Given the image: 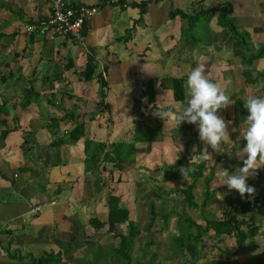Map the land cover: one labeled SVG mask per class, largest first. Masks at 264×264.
Masks as SVG:
<instances>
[{
	"label": "crops",
	"instance_id": "1",
	"mask_svg": "<svg viewBox=\"0 0 264 264\" xmlns=\"http://www.w3.org/2000/svg\"><path fill=\"white\" fill-rule=\"evenodd\" d=\"M50 1L0 0V62L7 64L1 70L20 77L7 84L0 82V104L7 101L8 112V115H0V121L5 122V125L0 124V134L5 129L11 130L0 143V264H29L44 258L46 253H52L56 262L84 264L85 260L93 262L92 252L78 254L88 245L97 244L100 254L104 247L112 249L116 246V237L115 243L108 237L103 241L94 240L95 236L109 233L105 228L95 231L88 225L82 226L79 222L83 213L74 204H80L83 198V208L95 214L93 216L101 215L100 219L104 220L106 213L102 202L107 193L99 185L107 180L108 172L99 173L98 163L84 161L83 142L129 143L134 138L133 119L142 121L138 132L143 134L142 141L134 144L135 161L121 163V170L113 176H120L122 182L131 181L135 187V183L148 187L139 191L137 200L143 201L142 194L148 193L153 186L159 189L180 185L173 182L174 175L167 172V167L180 154L192 155V161H195L193 156L205 147L212 153V158L208 159L215 169L212 187L221 188L212 202H206L201 210H189L197 214H154L153 219L149 214L150 238L147 242L153 243L147 245V258L155 254L154 264H176L182 251L178 250L174 255L171 240L178 235V215L195 221L212 220L221 217V211L229 203L243 199L238 190L221 185L224 181L218 172L226 168L231 173L242 166L245 155L242 147L246 141L241 131L247 127L248 115L244 100L264 95L263 79L256 75L258 72L264 74V54L251 63L256 82L246 84L240 57L246 52L239 48L225 19L233 22L236 31L249 43L264 49V0H148L143 20L137 24L133 22L140 16L139 9L128 4L141 0H123V7L104 0H67L75 6H99L98 12L87 23L81 44L58 35L31 37L23 32L25 25L48 17ZM174 9L189 15L198 13L193 31L185 35L187 20L179 16L168 17ZM87 55L95 58L97 72L104 66L107 68L105 80L108 86L102 104L99 103L100 85L95 80L85 83L78 76L85 69ZM201 63L207 77L226 89L235 101L220 110L229 122L230 136L223 145V153L214 151L200 140L196 124L182 122L179 125L175 119L176 111L187 106V75ZM69 66L72 67L67 70ZM151 79L154 100L141 103L138 106L142 109L137 110L133 101L141 100L142 84ZM171 79L184 80L182 101L173 100ZM28 80L39 97L22 109L20 102L23 90L28 88ZM48 83H53L52 87ZM154 106L156 108L150 114L149 110ZM67 113L85 123L84 136L77 141L69 135L75 124L66 118ZM14 118L18 121L16 124H13ZM47 124L56 126L53 129L55 135ZM55 137L62 140V145L50 147ZM178 150L181 151L177 153ZM258 169L264 171V165ZM208 171L207 168L204 175ZM137 175L140 176L138 180ZM154 177L156 180L153 181ZM94 180L98 182L96 185H93ZM248 183L254 185L256 191L245 197L263 202L248 216L259 228V233L236 249L230 264H253L264 258V187L263 191L260 189L264 186V172L260 176L256 170ZM58 187L60 192H57ZM166 188L164 193L156 189L158 192L150 200L156 198L164 203L163 209L169 212L174 210L172 204L178 199L177 194H181L179 201L183 195ZM94 189H98L96 196ZM201 190L202 180L194 191L199 204L202 203ZM122 203L120 206L126 207ZM32 206L40 208L32 212ZM166 215L169 217L164 223L162 218ZM223 239V243H216L219 248L232 245L231 238ZM209 242L206 240L202 244L198 261L191 264H229L224 257L208 256ZM192 259L187 255L181 264ZM110 262L118 264L112 257V250L111 255L100 256L93 263Z\"/></svg>",
	"mask_w": 264,
	"mask_h": 264
},
{
	"label": "trees",
	"instance_id": "2",
	"mask_svg": "<svg viewBox=\"0 0 264 264\" xmlns=\"http://www.w3.org/2000/svg\"><path fill=\"white\" fill-rule=\"evenodd\" d=\"M107 3H112L113 6L123 7L125 4L123 0L118 1H106ZM106 3V4H107ZM148 0H141L140 2H132L129 3L128 6L136 7L139 9V18L134 21V24L138 22H142L143 15L145 13L144 9L148 5ZM70 4V3H69ZM72 7H77V5L70 4ZM79 6V5H78ZM207 13V12H205ZM198 14V13H197ZM197 14H186L181 10H171L169 12L168 17L174 18L175 16H179L182 19H186L188 22V26L185 28V35L189 32L193 31L198 22ZM226 26L229 27L232 36L236 39L239 48L246 52V54L240 56L242 62V73L246 84H253L256 80H253L255 74L251 71V63L253 60L261 57L264 54V49L259 46H255L249 43L246 40V37L236 31L233 22L229 19H225ZM133 24V25H134ZM87 32V23H85L83 27L82 34L85 37ZM33 37V35H30ZM59 36V35H58ZM66 38H69L66 36ZM32 40V39H31ZM126 40V37L124 38ZM251 51H255L254 55H250ZM86 66L83 71L78 73L79 79L83 82L87 83L91 80H95L97 84L100 85L99 98L101 99L99 103H103V99L105 98V90L108 86L107 81L102 75V71L106 74L107 68L103 67V70L97 72V64L95 63V58L87 55L86 56ZM71 63V62H69ZM6 64V63H5ZM3 62H0V82L2 84H7L8 82H12L15 79L18 80L20 77L17 74H5L2 72V68L5 67ZM7 65V64H6ZM72 66H69L67 70H69ZM256 75L263 79L264 83V74L258 72ZM59 78V76H58ZM57 79V77H56ZM59 80V79H58ZM28 88L24 89V95L21 98L20 107L24 109L31 102L36 100L39 97V93L35 91L30 80L26 81ZM182 79H171L170 85L172 88V97L174 101H182L184 98V89H183ZM153 80H147L143 82L140 101H133L135 104L141 105V103H151L154 100V91H153ZM52 87V86H51ZM264 93V87H263ZM63 95V94H62ZM53 94L51 95L52 98ZM6 102L3 101L0 104V115H8L6 111ZM137 110H141L142 106L136 107ZM155 106L149 110V113L152 114L155 110ZM166 111V110H165ZM66 118H69L70 121L74 122L75 126L72 130L69 131V135L75 141L81 139L84 136V125L85 123L82 120H77L76 117L72 114H66ZM18 121L16 118L13 119V124H16ZM54 123V122H53ZM1 125H5V122L0 121ZM132 124L134 126V138L131 142H113L111 144L105 145L104 143H95L89 140H84V161L85 162H96L98 163V172H108V181L100 184L99 188L109 187V194L105 196L104 209L106 216L103 219L100 217L92 216L87 220V225L90 226L95 231L105 228L107 233L113 234L114 237L118 239V243L116 246L112 248V257L115 258V261L118 264H154L155 254H150L149 258L147 256H143L142 258H138L136 261L133 260L132 251L134 247V242L136 238L139 236V226L140 221L136 220L133 216L134 210L128 206L121 207L120 203L122 202V197L120 194L116 193L115 187L122 183L121 177H114L113 173L121 170V163L132 162L135 161V147L134 144L137 141H142L143 134L139 133L138 130L142 124V121L133 119ZM56 125V124H55ZM48 129L50 132L55 135V127L54 125H48ZM54 129V130H53ZM137 129V131H136ZM11 130L5 129L0 134V143L5 139L8 132ZM146 135V134H145ZM26 144V142H23ZM62 145V140L55 137L49 146L50 147H59ZM196 160V155H194ZM209 169L208 174L204 175L205 171ZM25 170V169H24ZM167 172L174 174L173 180L182 182L184 178L188 180V183H182L183 187L179 185L175 188H170L169 186L166 188L170 192L172 191H180L183 195L182 204L188 208L189 210L199 209L201 210L206 202H212L214 196L217 192H220V187H212V183L215 181L214 166H210L208 164V160L202 161L200 163H196L192 161V155L186 156L185 154H180L168 167ZM264 171L257 169V174L261 176ZM202 180V190H201V199L202 203L199 204L194 198V190L196 189L198 182ZM86 182V178L84 179ZM98 182L96 180L93 181V185H96ZM185 184V185H184ZM115 185V186H114ZM136 193L139 191H144L148 189V187L144 188L140 186V184H136ZM263 187L260 189L263 191ZM98 188V189H99ZM97 190L94 189V194L96 196ZM150 189L149 192H145L142 194V198L144 200H149L152 195L156 193L158 190L160 193L165 192V188L163 187H154ZM157 189V190H156ZM61 189L58 187V191ZM139 195V194H138ZM138 197V196H137ZM83 198L80 201L83 202ZM136 200V199H135ZM134 200V201H135ZM263 202L249 200L248 197L243 198L238 203H229L222 211L221 217L209 220L207 218H201L199 221H195L189 217L184 215L177 216V229L178 235L174 239L171 240L173 254L180 250L182 251L181 256L177 259L176 264H181L182 260L189 255L192 257V261L185 264L195 263L199 259V252L202 244L206 243V240H209L210 244L208 245L207 254L213 257H224L230 263V257L236 252V249L241 248L247 240H250L258 235L259 228L251 222L248 218L249 214L256 210ZM164 203H162L161 208L163 209ZM149 213L151 214V219L154 218V214H158L155 211L154 205L152 202L149 206ZM160 214H184L175 212L173 209L169 212H165L162 210ZM169 215L163 216V222L166 223ZM124 226V231L118 233L117 226ZM231 238L233 240L232 245L226 248H219L216 243H223V238ZM152 241L146 242L145 246L152 244ZM56 257L52 255V253H46L44 258H40L38 260H33L29 264H43L48 262V264H63L61 262L55 261ZM84 264H92L89 260H85Z\"/></svg>",
	"mask_w": 264,
	"mask_h": 264
},
{
	"label": "clouds",
	"instance_id": "3",
	"mask_svg": "<svg viewBox=\"0 0 264 264\" xmlns=\"http://www.w3.org/2000/svg\"><path fill=\"white\" fill-rule=\"evenodd\" d=\"M186 84L187 106L176 111L175 119L179 125L182 122L196 124L200 140L214 151L223 153V145L230 136L227 130L229 122L220 114V110L228 108L235 101L226 89L207 77L203 63L188 73ZM244 102L248 115L247 127L241 131L246 141L242 147L245 154L242 166L235 172L230 173L226 168L218 172L224 181L221 185L238 190L242 198L245 194L251 196L255 193V186L248 183V178L264 165V95L249 97ZM209 158H212V153L205 147L200 154H196L195 162Z\"/></svg>",
	"mask_w": 264,
	"mask_h": 264
},
{
	"label": "rangeland",
	"instance_id": "4",
	"mask_svg": "<svg viewBox=\"0 0 264 264\" xmlns=\"http://www.w3.org/2000/svg\"><path fill=\"white\" fill-rule=\"evenodd\" d=\"M202 20L203 19H201V22H202ZM48 84H49V86H51L53 83H48ZM23 92H24V90H23ZM185 127H186V130H188V128H189L188 125L187 126L185 125ZM153 130L156 131V129H153ZM150 131H152V129ZM176 135L179 137L181 135V132H179ZM213 162H215V161H213ZM126 163H128V162H126ZM208 164H209V162H208ZM139 177L140 176L137 175L136 179L137 178L140 179ZM152 179H153V181L156 180L155 177ZM107 181H108V176H107ZM104 182H106V180ZM173 182L179 183L183 187L182 183H188V180L186 178H184V180L182 182H178V181H173ZM153 183L154 182H151V184H153ZM165 185H167V184H165ZM102 189L106 190V193H107L106 195L109 194V191H110L109 187H102ZM115 189H116V193L121 195L122 202H124V203H122L123 205H126L130 208L134 207L133 208V210H134L133 216L135 217L136 220L140 221L139 236L136 239L134 249L132 251L133 260L136 261L138 258H141L143 256V254L148 256V253L146 252L147 246H145L144 243L147 242L148 237H149V224H148L149 222L148 221H149V214H150L149 213V210H150L149 206H150L151 201H153L152 204L154 205L156 213H158V214L162 213V210L165 211L164 210L165 208L164 209L161 208L162 203L158 202V200L156 198H152L151 200L150 199L149 200L143 199V201H141L142 199L137 200L138 197H137V193H136L137 192L136 187L134 186L133 182H131V181H123L120 185L116 186ZM151 189H153L155 191L154 186L151 187ZM102 194H104V193L102 192ZM177 196H178V199L176 198L177 200L175 202H173V204H172L174 210H176L178 212H182L184 214H197L195 212L189 211V209H186L184 207V205L181 203V201H179V197L181 196V194H177ZM102 199H103V195H102ZM100 202H101V200H100ZM103 204L104 203L102 202V207H103ZM74 207H80L81 208V212L83 214H81L82 219L80 220L79 223L82 226H86L88 218L92 217L95 214H90L91 212H89L87 209H84L83 205L81 203L80 204L75 203ZM73 211H75V210H73ZM101 214L103 215V212ZM100 216L101 215L98 214L97 217H100ZM123 231H124V226H122V225L117 226V232L118 233L123 232ZM103 235L104 234L98 235L97 237L95 236L94 240L103 241L105 237H108L109 240H111L113 243H115L116 238L114 236L109 235V234H107L106 236H103ZM100 250L101 249H99V246L97 244H91V245H88V247L86 249H83L82 250L83 252H80L78 254H79V256H82L83 253L88 255L90 252H92L93 255L91 256V259L93 260V262H96L97 260H99L100 256L106 255L108 257L109 255H111L112 249H110V247H108V246L104 247V249H102L103 250L102 254H100L101 253V252H99ZM94 260H96V261H94ZM93 262L91 261L90 263L95 264ZM109 264H114V263L110 262ZM253 264H264V258H259V260L253 261Z\"/></svg>",
	"mask_w": 264,
	"mask_h": 264
},
{
	"label": "built area",
	"instance_id": "5",
	"mask_svg": "<svg viewBox=\"0 0 264 264\" xmlns=\"http://www.w3.org/2000/svg\"><path fill=\"white\" fill-rule=\"evenodd\" d=\"M117 1V0H107ZM50 12L46 19L23 27V32L28 35L68 36L77 44L84 41L82 34L85 23H88L98 12L99 6L79 5L72 7L67 0H51ZM105 78V73L102 72ZM40 206H32L31 211H38Z\"/></svg>",
	"mask_w": 264,
	"mask_h": 264
}]
</instances>
